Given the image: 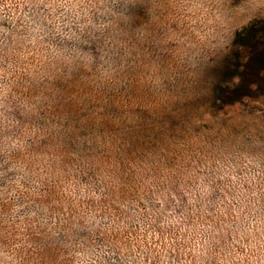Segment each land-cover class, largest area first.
Returning a JSON list of instances; mask_svg holds the SVG:
<instances>
[{
    "label": "rangeland",
    "instance_id": "obj_1",
    "mask_svg": "<svg viewBox=\"0 0 264 264\" xmlns=\"http://www.w3.org/2000/svg\"><path fill=\"white\" fill-rule=\"evenodd\" d=\"M0 264H264V0H0Z\"/></svg>",
    "mask_w": 264,
    "mask_h": 264
},
{
    "label": "trees",
    "instance_id": "obj_2",
    "mask_svg": "<svg viewBox=\"0 0 264 264\" xmlns=\"http://www.w3.org/2000/svg\"><path fill=\"white\" fill-rule=\"evenodd\" d=\"M222 92H223V91H222ZM222 92H221V93H222ZM222 94H224V92H223Z\"/></svg>",
    "mask_w": 264,
    "mask_h": 264
}]
</instances>
